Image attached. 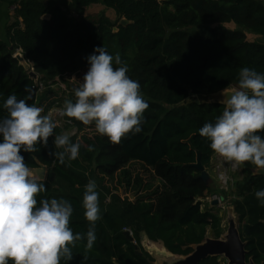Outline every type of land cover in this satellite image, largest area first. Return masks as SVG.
Here are the masks:
<instances>
[{
  "label": "trees",
  "instance_id": "16d2710c",
  "mask_svg": "<svg viewBox=\"0 0 264 264\" xmlns=\"http://www.w3.org/2000/svg\"><path fill=\"white\" fill-rule=\"evenodd\" d=\"M70 1L79 7L99 2ZM102 2L115 12V20L103 12L95 19L72 18L58 6L47 8L41 0L10 1L15 6L14 18L5 24L8 42L0 39V105L13 93L24 98L28 86L32 92L28 103L42 107V114L48 115L66 99L75 100L78 85L67 77L87 71L86 58L96 47L104 46L109 54L120 55L149 105L142 131L113 143L96 132L94 123L84 125L62 116L63 126H58L54 135L74 130L71 140L81 144L77 159L66 158L60 163L49 155V151H61L54 147L53 137H49L47 148L38 144L37 151L22 154L30 169L39 165L47 168L43 179L46 191L36 197L37 206L41 199L69 200L74 233L86 234L89 228L81 202L83 192L78 188L85 187L90 175L108 192L113 182L112 189L121 187L133 196L132 200H121L119 213L102 211L95 224L93 247H86V238L74 242L70 245L73 259L62 258L60 264H158L142 247V234L169 253L184 256L204 240L207 227L214 238L223 232L218 211L202 206L212 188L191 164L199 151L205 169L211 167L215 152L198 129L206 122L214 123L224 104L186 100L191 94H211L238 85L242 67L264 72V41H250L241 29L224 25L233 23L264 37V0ZM122 18L129 22L120 24ZM16 51L29 69L14 57ZM30 70L36 79L29 75ZM38 84L42 85L40 90ZM6 115L0 106V117ZM88 145L93 151L87 150ZM51 172L54 180H50ZM233 175L229 190L220 188L218 192L230 197L246 259L264 264V206L254 195L264 189V174L245 163L240 167L241 176ZM124 228L131 232L133 241L123 235ZM196 264L227 262L210 255Z\"/></svg>",
  "mask_w": 264,
  "mask_h": 264
},
{
  "label": "clouds",
  "instance_id": "9594fccd",
  "mask_svg": "<svg viewBox=\"0 0 264 264\" xmlns=\"http://www.w3.org/2000/svg\"><path fill=\"white\" fill-rule=\"evenodd\" d=\"M86 60L88 69L74 89L75 100L66 99L59 114L84 125L94 123L96 132L113 143L140 133L149 105L140 83L128 75L127 64L104 46L96 47ZM25 93L21 99L10 94L0 105L7 113L0 117V264L10 260L12 264H60L62 258L73 259L70 245L74 242L86 238L91 249L97 239L95 224L101 218L97 183L89 180L83 192L82 207L89 222L86 234L74 233L70 227L73 206L69 200L41 199L37 206L36 197L46 186L22 153L37 151L38 144L47 148L53 137L54 147L61 151H49V155L64 163L66 158H78L81 144L74 143L68 132L54 135L58 127L54 117L28 103L32 97L28 86ZM221 95L222 114L199 128V135L234 171L250 163L264 172V72L242 67L238 87ZM87 150L93 151V146ZM218 179L227 182L224 173ZM254 195L264 206V189Z\"/></svg>",
  "mask_w": 264,
  "mask_h": 264
},
{
  "label": "rangeland",
  "instance_id": "374dc122",
  "mask_svg": "<svg viewBox=\"0 0 264 264\" xmlns=\"http://www.w3.org/2000/svg\"><path fill=\"white\" fill-rule=\"evenodd\" d=\"M95 15H93V16L95 17ZM110 19L115 20V18H110ZM224 25L228 28H231V29H236V28L241 29L245 33L246 38L250 41H254V40L264 41V37H260L254 33H251L249 30H247L243 27H238L233 23H226ZM85 73H86V70H81V71L77 72L76 74L69 76L67 78L69 81H72L79 86V84L82 82V77ZM59 86L61 87V89L64 88V84H62V83H60ZM234 87H238V85H233L229 89H232ZM196 95H198L202 99H204L207 96L206 94H191L190 97H194ZM62 107H63V105L56 106L55 108L51 109L48 112V114H51L54 117L58 126H63V119H62V116L59 114ZM72 131H74V130H72V129L68 130V131L64 130V131H62V133L68 132L71 134ZM222 160H223V158L218 156L215 153L212 157L211 167L208 170L206 169V171L209 175L208 184L211 186L212 190L203 199L202 206L203 207L207 206L208 208H214V211H218V214L222 217L221 226L223 228V232L220 235V237L225 238V235L227 233V228H228V225L230 222L229 221L230 219L228 218L229 217L228 216V212H229L228 206L230 203V201H229L230 197L229 196L223 197L218 192V190H220V188H221V184H220L219 179H218V174L222 171H225L226 175L229 177V179L231 181H233V176H234L233 174L234 173H235V175L238 174L239 175L238 177H240V173H238L239 172L238 170L234 171L230 165L222 163ZM89 179L94 180L95 176L92 174L89 176ZM96 182L99 183L97 180H96ZM109 185L112 186V188H114V186H115L113 182L110 183ZM98 186H97V191L99 189ZM231 186H232V182H230L229 187L226 191H228ZM107 187L110 188L109 186H107ZM112 188H110L111 193H115V194H118L120 196L124 194L123 188H121V187H117V189H112ZM107 201H108V199L104 200L103 202L106 203ZM209 237H213V234H212L211 229L209 227H207V231H206L204 241H205V239H207ZM141 241H142L141 244H142V247L144 248V250L148 251L153 256L156 263H159V264H177L180 262L179 260H182V258H183L180 256L170 254L159 243L147 242L143 239ZM197 248H199V247H197ZM220 258H221V260H223V262L226 261L227 264H229L228 258H225L224 256H220Z\"/></svg>",
  "mask_w": 264,
  "mask_h": 264
},
{
  "label": "water",
  "instance_id": "95a60500",
  "mask_svg": "<svg viewBox=\"0 0 264 264\" xmlns=\"http://www.w3.org/2000/svg\"><path fill=\"white\" fill-rule=\"evenodd\" d=\"M45 17H48V15H45ZM129 21L125 18L120 19L119 23L122 25L127 24ZM117 28L114 27L113 31H116ZM12 48V46H10ZM14 57L19 61L21 65H23L26 69H29V65L27 64L25 58L23 55L19 52L16 51L14 53ZM29 75L33 77L34 79L37 78V75L30 70ZM230 89H225L222 90L224 92H228ZM222 91L216 92V93H211V94H206L207 96L202 99L198 95L194 97H189L186 101H194L196 103H202V102H219L222 99ZM222 103V102H220ZM196 159L195 162L191 164V166L195 167L196 169L199 170L200 178L204 182H208L209 180V175L201 163L200 160V152L197 151L196 153ZM34 172H36L38 175L43 177L45 179L46 173H47V168L45 165H39L37 168L32 169ZM260 173L264 174V172L259 171ZM55 174L53 172L50 173V180H54ZM215 203V202H214ZM228 218L230 219L229 225L227 228V233L225 235V238H214V237H209L203 240L200 244H197L194 246V249L191 253L188 255H176L183 257L182 260H179L180 262L177 264H196L198 263L201 259L210 256V255H218V256H224L225 258L229 259V264H255L251 259L247 260L246 259V251L244 248V242L241 240L238 232L237 225L235 224L234 219L232 218V211L233 208H228ZM123 235L129 240L133 241V236L131 232L128 229L123 230ZM199 247V248H197ZM166 250V249H165ZM167 251V250H166ZM172 254V253H170ZM175 255V254H172ZM159 264V263H158Z\"/></svg>",
  "mask_w": 264,
  "mask_h": 264
},
{
  "label": "crops",
  "instance_id": "0c3cea01",
  "mask_svg": "<svg viewBox=\"0 0 264 264\" xmlns=\"http://www.w3.org/2000/svg\"><path fill=\"white\" fill-rule=\"evenodd\" d=\"M10 1L11 0H0V39L5 42H8L6 35H5V24L11 21L12 18H14L13 11H14L15 5L11 4ZM41 1H43L46 7L49 9L55 6L60 7L63 11H65L72 18H78L80 16H86V17L88 16L91 18H95L101 12H103L108 18H116L115 12L112 9L105 8V6L102 4L103 3L102 0H99L98 3H93L86 7L76 6L70 0H41ZM93 15H95V17ZM238 171H239L238 173H240V170ZM94 180L96 181L97 179L95 178ZM97 186L99 187L98 193H99V205H100L101 212L109 210L114 213H119L120 208H121V200H124V199L132 200L133 199V196L130 193L124 192V194L120 196L118 194L106 191L100 186L99 183H97ZM78 191L84 192L85 187L82 189L78 188ZM82 198L83 196H81V202H82ZM106 199H108V201L104 203L103 201ZM228 208H232L231 203H229ZM232 218L235 220V224L237 225L236 215L233 211H232ZM142 239L147 242H151L146 238L144 234L141 235V240Z\"/></svg>",
  "mask_w": 264,
  "mask_h": 264
},
{
  "label": "built area",
  "instance_id": "2783aa9c",
  "mask_svg": "<svg viewBox=\"0 0 264 264\" xmlns=\"http://www.w3.org/2000/svg\"><path fill=\"white\" fill-rule=\"evenodd\" d=\"M41 88H42V85H41V84H38V90H40ZM73 132H74V131H72L71 134H73ZM221 173H224V174L226 175V172H225V171H222V172H220V173L218 174V177H219V175H220ZM226 177H227V182H223V181H220V180H219V182H220V184H221V189H224V190H227L228 187H229L230 182H232V181L229 179V177H228L227 175H226ZM124 229H127V228H124Z\"/></svg>",
  "mask_w": 264,
  "mask_h": 264
}]
</instances>
